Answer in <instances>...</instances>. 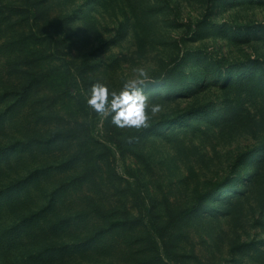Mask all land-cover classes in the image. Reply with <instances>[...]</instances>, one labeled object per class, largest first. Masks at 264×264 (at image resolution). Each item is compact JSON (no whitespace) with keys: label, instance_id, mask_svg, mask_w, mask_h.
Returning <instances> with one entry per match:
<instances>
[{"label":"rangeland","instance_id":"1","mask_svg":"<svg viewBox=\"0 0 264 264\" xmlns=\"http://www.w3.org/2000/svg\"><path fill=\"white\" fill-rule=\"evenodd\" d=\"M0 264H264V0H0Z\"/></svg>","mask_w":264,"mask_h":264},{"label":"clouds","instance_id":"2","mask_svg":"<svg viewBox=\"0 0 264 264\" xmlns=\"http://www.w3.org/2000/svg\"><path fill=\"white\" fill-rule=\"evenodd\" d=\"M134 75L124 81L119 91L103 83L92 85L87 103L103 117L119 128L146 127L151 114L161 110L160 103L149 107L145 88L150 80L148 70L141 66Z\"/></svg>","mask_w":264,"mask_h":264}]
</instances>
